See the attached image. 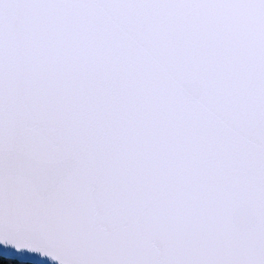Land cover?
I'll list each match as a JSON object with an SVG mask.
<instances>
[{
  "label": "snow or ice",
  "instance_id": "1",
  "mask_svg": "<svg viewBox=\"0 0 264 264\" xmlns=\"http://www.w3.org/2000/svg\"><path fill=\"white\" fill-rule=\"evenodd\" d=\"M0 244L264 264V0H0Z\"/></svg>",
  "mask_w": 264,
  "mask_h": 264
},
{
  "label": "water",
  "instance_id": "2",
  "mask_svg": "<svg viewBox=\"0 0 264 264\" xmlns=\"http://www.w3.org/2000/svg\"><path fill=\"white\" fill-rule=\"evenodd\" d=\"M0 256L28 264H59V261L51 260L48 257H41L38 253H31L26 250L17 252L14 248L5 247L3 244H0Z\"/></svg>",
  "mask_w": 264,
  "mask_h": 264
},
{
  "label": "trees",
  "instance_id": "3",
  "mask_svg": "<svg viewBox=\"0 0 264 264\" xmlns=\"http://www.w3.org/2000/svg\"><path fill=\"white\" fill-rule=\"evenodd\" d=\"M0 264H28V263H24V262H21V261H15V260H12V259H9V258H3L0 256ZM33 264V263H31Z\"/></svg>",
  "mask_w": 264,
  "mask_h": 264
}]
</instances>
